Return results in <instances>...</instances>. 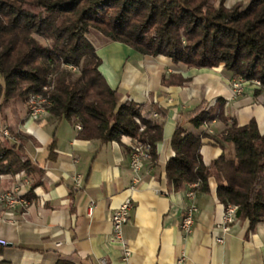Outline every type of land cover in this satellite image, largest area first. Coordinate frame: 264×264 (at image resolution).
<instances>
[{"label": "crops", "instance_id": "crops-1", "mask_svg": "<svg viewBox=\"0 0 264 264\" xmlns=\"http://www.w3.org/2000/svg\"><path fill=\"white\" fill-rule=\"evenodd\" d=\"M97 49L103 74L123 100L143 104V112L152 110L151 117L162 123L158 157L145 162L140 182L132 187L130 162L136 138L124 135L107 143L84 139L78 136L79 123L59 120L49 112L35 122L29 118L27 106L7 108L4 125L21 135L24 154L35 170L0 175V191L18 185L27 200L14 210L0 205V239L5 241L0 243V264H264V221L251 232L249 220L240 218L229 231L221 228L225 205L217 196L216 175L210 178L209 192L196 189V184L173 191L166 178L167 162L176 154L172 136L178 123L195 135H207L201 153L209 165L224 152L233 155L232 146L222 139L227 125L215 119L195 128L188 122L190 113L202 103L209 107L223 99L226 114L239 125L255 118L264 133V92L255 95L257 87L250 81L223 69L217 72L222 66L165 73V65L170 71L172 68L160 55L156 58L162 64L147 67L151 73H143V55L131 47L112 42ZM128 55L132 58L127 62ZM174 74L191 80L184 85L164 84ZM234 82L244 83L236 95ZM154 105L162 112L153 110ZM53 142L52 159L49 146ZM77 175L82 177L81 186L76 184ZM190 190L196 193L199 212L193 233L186 234L181 224L190 204ZM129 196L131 220L124 227L123 242L114 241L112 215ZM91 203L96 207L88 215ZM126 248L130 251L127 259Z\"/></svg>", "mask_w": 264, "mask_h": 264}, {"label": "trees", "instance_id": "trees-1", "mask_svg": "<svg viewBox=\"0 0 264 264\" xmlns=\"http://www.w3.org/2000/svg\"><path fill=\"white\" fill-rule=\"evenodd\" d=\"M92 29L141 55H164L199 69L224 65L244 80H259L255 95L264 92V0H251L244 8H228L223 0L217 6L212 0H0V110L14 99L28 102L43 94L49 113L81 125L80 138L107 143L130 136L149 143L155 161L163 125L151 117L152 110L144 113L143 104L123 100L109 84L88 36ZM190 80L174 74L163 82ZM153 110L162 112L157 105ZM215 119L227 125L222 139L233 155L224 152L207 165L201 153L207 135L178 123L172 136L176 154L166 165L168 186L179 191L196 184L209 192L216 175L219 200L237 205V217L249 220L251 232L264 221V133L255 118L239 125L226 114L223 99L214 106L200 104L188 122L199 128ZM16 136L20 141L0 133V175L35 170L21 135ZM54 148L53 142L52 159Z\"/></svg>", "mask_w": 264, "mask_h": 264}, {"label": "built area", "instance_id": "built-area-1", "mask_svg": "<svg viewBox=\"0 0 264 264\" xmlns=\"http://www.w3.org/2000/svg\"><path fill=\"white\" fill-rule=\"evenodd\" d=\"M254 84L257 88L261 87L259 80H254ZM244 83L234 82L233 91L234 94H239L242 92V86ZM50 104V101L43 94H34L30 97L29 100V118L32 121H39L46 113H48L47 106ZM77 128L81 130V125L77 124ZM0 133L2 136L11 137L15 139L8 129V127L0 126ZM152 160L151 145L149 143H144L136 141L132 145L131 153V168L133 171V181L132 187L138 184L141 180V171L144 168L146 161ZM81 175H77L75 181L78 186L82 185ZM188 198L190 199V204L188 205L185 215L182 220L181 229L186 234H191L194 231V226L196 223V215L199 212V207L195 201L196 193L193 190H190L187 193ZM27 200L25 194L22 193L20 186H14L11 189L0 191V205H4L9 210H14L19 206L26 205ZM96 205L91 203L88 207V215H92ZM132 200L131 196L127 197L118 207L115 208L112 215V239L114 241L123 242V231L124 227L130 222L132 215ZM237 211L238 206L235 204L225 205V210L223 214L222 223L220 224L221 228L224 231H229L230 228L237 222ZM221 237L218 238V241H222ZM1 244H5V241L0 239ZM130 255L129 249H125V259Z\"/></svg>", "mask_w": 264, "mask_h": 264}, {"label": "rangeland", "instance_id": "rangeland-1", "mask_svg": "<svg viewBox=\"0 0 264 264\" xmlns=\"http://www.w3.org/2000/svg\"><path fill=\"white\" fill-rule=\"evenodd\" d=\"M220 1L221 0H212L213 4H215L216 6L219 5ZM250 1L251 0H223L224 5L226 7H228V8H231V7L235 6V5H239L241 8H244V7H246L249 4ZM88 36H89L90 40L94 43V45L97 46L98 48L99 47H104V46H109L110 43L113 42V41H111L110 39H108L107 37H105L104 35H102L100 32H98L95 29H92L90 31V33L88 34ZM36 37L41 42H43L44 44L47 43V41L45 39H43V38H41L39 36H36ZM102 50L103 51L104 50L106 51V48H102ZM119 52H121V51H119ZM134 52H136V51L134 50ZM116 53L117 52L115 51L114 52V55ZM129 53H130V51H129ZM136 53H138V52H136ZM132 54L133 55H136L133 52H132ZM130 56L131 55H128L126 57L125 60L127 62L131 60L132 57H130ZM162 56H164V55H162ZM156 57L157 56H155V57L154 56H145V55L142 56L141 61H140V64H141L140 69L143 70L142 71L143 73H146L147 67H149V68H153V67L154 68H157L158 65H161L162 64V62L165 63V64L169 63L171 65V68H172V71H170L169 70V67L165 65V67H166L165 73H191L192 71H194V69H198L199 70V68L188 67L184 63H178V64H176V63L172 62V60L169 57H167V56H164V60H162V62L158 58H156ZM168 58L170 59L171 62H167L168 61L167 60ZM221 66H220L221 68L218 67L219 70H216L217 72H219L221 69L227 71L225 69L224 65H221ZM205 69H211V68H205ZM212 69H214V68H212ZM74 70L77 72V69L76 68H73V71ZM154 71H156V70H154ZM147 73H151V72H149L147 70ZM247 81H250L253 85H255L254 84V80H247ZM29 100H30V98H29ZM29 100H28V102H24V101H22L20 99H14V100L10 101L3 109L1 108V110H0V126H2V127H8L7 125H4V122L2 120V116H3V114H4V112L6 111L7 108H9V109L12 108L13 110H15V109L16 110H21L22 108H24L26 106L29 107ZM8 129L10 130L11 134L13 136H15V139L14 138H12V139L15 140V141L19 140V137L16 136L17 135L16 131H14L13 128L11 130V127L10 126L8 127Z\"/></svg>", "mask_w": 264, "mask_h": 264}]
</instances>
